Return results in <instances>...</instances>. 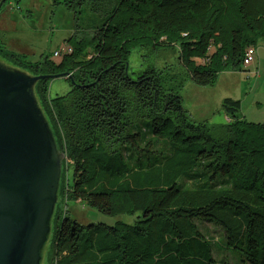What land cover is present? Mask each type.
<instances>
[{
    "label": "trees",
    "instance_id": "1",
    "mask_svg": "<svg viewBox=\"0 0 264 264\" xmlns=\"http://www.w3.org/2000/svg\"><path fill=\"white\" fill-rule=\"evenodd\" d=\"M5 0L0 17L9 12ZM74 19L70 52L37 62L0 55L32 76L69 74L72 89L35 94L64 154L49 254L42 264H218L198 225L220 228L245 264H264V124L243 120L226 99L223 126L197 122L172 69L130 74L132 53L177 49L191 82L214 87L264 45V0H54ZM58 51V50H57ZM14 67V68H16ZM133 160V164L125 163ZM124 161V162H123ZM72 167V181L68 179ZM62 201L119 222L82 226ZM52 220V221H53ZM228 264V263H223Z\"/></svg>",
    "mask_w": 264,
    "mask_h": 264
},
{
    "label": "rangeland",
    "instance_id": "2",
    "mask_svg": "<svg viewBox=\"0 0 264 264\" xmlns=\"http://www.w3.org/2000/svg\"><path fill=\"white\" fill-rule=\"evenodd\" d=\"M8 6L10 11L0 17V28L5 31L2 32L1 41L4 49L16 55H26L30 61L37 62L44 53L52 54L67 47L74 33L75 23L73 15L64 6L55 7L54 0H21L19 6L13 1ZM257 49L255 63L244 65L239 70L230 69L223 72L214 87H200L189 80L187 72L178 61L177 49L159 54L146 52L145 57L139 49L134 51L129 60L130 74L136 78L140 72L150 67L163 69L170 67L172 73L178 75L172 83L179 88L183 87L181 95L185 108L197 122H206L211 127L225 125L227 117L222 111V104L226 99H232L240 103L244 121L264 124V45L260 44ZM0 62L16 67L2 54ZM71 89V84L66 79H54L49 84V96L52 98L63 96ZM125 163L132 165L133 160H127ZM67 169L71 182L73 170L72 167ZM61 203L65 215L82 226L136 223L135 217L112 218L80 203L68 204L65 200H61ZM198 225L212 241L213 256L218 264H245L235 251L225 247L224 233L220 228L199 222ZM54 227L55 220L51 224V233ZM48 254L49 240L43 250V263H46Z\"/></svg>",
    "mask_w": 264,
    "mask_h": 264
},
{
    "label": "water",
    "instance_id": "3",
    "mask_svg": "<svg viewBox=\"0 0 264 264\" xmlns=\"http://www.w3.org/2000/svg\"><path fill=\"white\" fill-rule=\"evenodd\" d=\"M5 0H0V7ZM69 74L32 76L0 62V264H42L65 159L35 86Z\"/></svg>",
    "mask_w": 264,
    "mask_h": 264
},
{
    "label": "built area",
    "instance_id": "4",
    "mask_svg": "<svg viewBox=\"0 0 264 264\" xmlns=\"http://www.w3.org/2000/svg\"><path fill=\"white\" fill-rule=\"evenodd\" d=\"M70 51L71 50H70L69 47L63 48L62 50L56 51L54 53V57L55 58H60L63 55V53H65V52L69 53ZM255 55H256V49L255 48H250L247 51L246 58L244 60L245 66H249L251 63H253Z\"/></svg>",
    "mask_w": 264,
    "mask_h": 264
},
{
    "label": "crops",
    "instance_id": "5",
    "mask_svg": "<svg viewBox=\"0 0 264 264\" xmlns=\"http://www.w3.org/2000/svg\"><path fill=\"white\" fill-rule=\"evenodd\" d=\"M2 31H3V29H2ZM3 32H5V31H3ZM255 49H256V52L258 53V49H257V48H255ZM257 53H256V55H257ZM255 61H256V59L254 58L253 63H255ZM260 64H261V61H260ZM250 65H252V63H251ZM256 69H257V68H256Z\"/></svg>",
    "mask_w": 264,
    "mask_h": 264
}]
</instances>
